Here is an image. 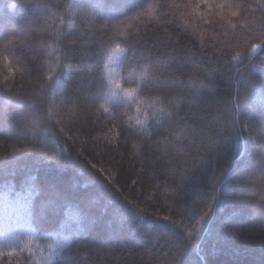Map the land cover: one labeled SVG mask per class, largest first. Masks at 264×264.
Returning <instances> with one entry per match:
<instances>
[{"label": "trees", "instance_id": "1", "mask_svg": "<svg viewBox=\"0 0 264 264\" xmlns=\"http://www.w3.org/2000/svg\"><path fill=\"white\" fill-rule=\"evenodd\" d=\"M196 2L0 0L21 264H264V0Z\"/></svg>", "mask_w": 264, "mask_h": 264}, {"label": "snow or ice", "instance_id": "2", "mask_svg": "<svg viewBox=\"0 0 264 264\" xmlns=\"http://www.w3.org/2000/svg\"><path fill=\"white\" fill-rule=\"evenodd\" d=\"M202 5L205 9H208L214 6L218 8L223 7V5L221 4H213V0H197V2L191 6L192 13L196 16L204 15L205 13L200 11V8ZM231 15H236V13L233 12L231 13ZM136 19H138V17ZM131 27H132L131 23L127 24L125 26V30L122 31L121 34L122 35L125 34L126 30ZM146 74L147 73L144 72V73H139L135 75L137 76V79H143ZM115 87L116 88L120 87V84L118 81L115 82ZM135 91H136L135 89H128L125 91V95L128 97H131L135 95ZM7 238H8L7 235L0 237V264H13L14 260H15V264H21V261L19 259H15L16 257L19 256V252L15 248L9 249V248L3 247V241ZM13 239H15V237H13ZM21 243L23 244V247L25 249H28V251H31L30 245L33 243V239L31 237L22 241Z\"/></svg>", "mask_w": 264, "mask_h": 264}, {"label": "clouds", "instance_id": "3", "mask_svg": "<svg viewBox=\"0 0 264 264\" xmlns=\"http://www.w3.org/2000/svg\"><path fill=\"white\" fill-rule=\"evenodd\" d=\"M0 87H3L4 90H6V91L8 90V86H7V84L0 85ZM260 198H261V199H264V194H262Z\"/></svg>", "mask_w": 264, "mask_h": 264}]
</instances>
